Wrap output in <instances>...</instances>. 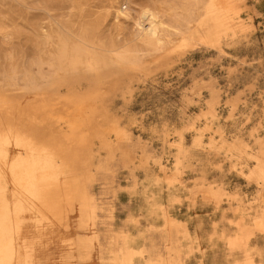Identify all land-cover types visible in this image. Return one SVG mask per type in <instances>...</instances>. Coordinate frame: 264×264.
Instances as JSON below:
<instances>
[{
    "label": "rangeland",
    "instance_id": "rangeland-1",
    "mask_svg": "<svg viewBox=\"0 0 264 264\" xmlns=\"http://www.w3.org/2000/svg\"><path fill=\"white\" fill-rule=\"evenodd\" d=\"M72 94L87 145L55 149ZM2 211L26 264H264V0H0Z\"/></svg>",
    "mask_w": 264,
    "mask_h": 264
},
{
    "label": "bare ground",
    "instance_id": "bare-ground-1",
    "mask_svg": "<svg viewBox=\"0 0 264 264\" xmlns=\"http://www.w3.org/2000/svg\"><path fill=\"white\" fill-rule=\"evenodd\" d=\"M120 13H123V11L122 10L119 11V14ZM157 18L158 15L156 11L153 9L143 8L139 12L135 22L138 40L140 38L141 39L144 38L145 40H148L150 44L161 45L165 43L166 40L164 34L170 33L171 26L168 25V23H166L164 20H162V23L156 24L155 22ZM161 18H164V16H162ZM116 51H117L116 49L110 50V52L113 53V56L111 58L114 59L113 60L114 63L117 64V67L119 68L121 65L123 67L125 63L128 64L130 57H133L132 50L119 51L115 53ZM100 63H103V60L96 58V65H100ZM130 64L129 66H131ZM124 68L125 66L123 67V69ZM95 98H96V94H87V95L72 94L65 100L64 104L66 105L65 106L66 112L64 111V114L60 115L58 119L60 124L64 125L65 133L60 134L55 138L53 142V147H55V149L63 146H67V147L77 146L78 148H83L87 145L86 134L83 133L81 134L78 132L84 127L85 112L87 111L88 108L92 107ZM41 104H39L38 107L37 104L34 107V109L36 108L35 110L36 114L43 116L44 114L47 113V109L49 105H44V104L41 105ZM52 176L53 173L51 169L36 171L34 166H30L26 173L21 172L16 174L15 179L18 185L22 186L26 192H32L34 191L35 188L34 187L35 182L43 183L48 179H50ZM16 207L18 209H22L23 205L17 204ZM18 226H19V221H16L15 228L16 227L18 228ZM13 229L14 228L10 220L8 219L7 213L4 211L0 212V264H26V260L21 254L20 247L15 242L17 237L16 235L18 234V230L14 229L13 231Z\"/></svg>",
    "mask_w": 264,
    "mask_h": 264
}]
</instances>
